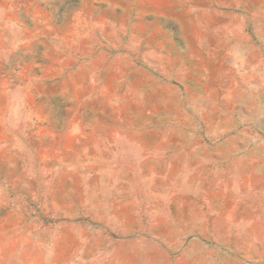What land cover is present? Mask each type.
I'll return each mask as SVG.
<instances>
[{
	"label": "rangeland",
	"instance_id": "1",
	"mask_svg": "<svg viewBox=\"0 0 264 264\" xmlns=\"http://www.w3.org/2000/svg\"><path fill=\"white\" fill-rule=\"evenodd\" d=\"M0 264H264V0H0Z\"/></svg>",
	"mask_w": 264,
	"mask_h": 264
},
{
	"label": "crops",
	"instance_id": "2",
	"mask_svg": "<svg viewBox=\"0 0 264 264\" xmlns=\"http://www.w3.org/2000/svg\"><path fill=\"white\" fill-rule=\"evenodd\" d=\"M102 95V94H101ZM105 93H103L102 96H100L99 98V105L100 107H103L104 103H101V99H105L104 98ZM106 100V99H105ZM113 142L105 139L102 135H100L99 137H95L94 138H90V140L87 141V145L89 146V148H96L97 146L100 148L101 151H105L107 153V150H109L111 147L109 145H112Z\"/></svg>",
	"mask_w": 264,
	"mask_h": 264
}]
</instances>
